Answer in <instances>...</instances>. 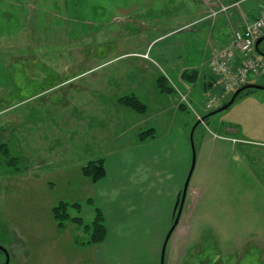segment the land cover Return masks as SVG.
I'll return each instance as SVG.
<instances>
[{
	"label": "rangeland",
	"instance_id": "1",
	"mask_svg": "<svg viewBox=\"0 0 264 264\" xmlns=\"http://www.w3.org/2000/svg\"><path fill=\"white\" fill-rule=\"evenodd\" d=\"M210 7L211 0H0V143L7 148L0 149V243L17 256L11 264H161L175 220L166 203L128 208L113 199L109 223L104 219L109 235L93 245L80 226L67 221L59 228L52 216L65 201L79 204L69 208L71 216L93 221L100 208L94 191L72 190L79 183L65 182L61 166L83 157L71 137L91 120L92 104L97 111L104 104L112 122L103 121L113 136L102 141L131 139L116 118V100L126 94L147 106L144 129L157 127L161 135L170 122L188 127L194 152L181 221L162 264H264V89H243L201 122L195 115L233 94L205 108L209 95L223 93L208 59L230 42L234 10L204 17ZM258 50L264 54V39ZM183 65H193L184 70L196 71L197 79L205 73L213 87L180 82ZM156 75L192 90L190 105L174 109L177 94L169 92L159 115L154 86L147 85ZM249 80L264 84L261 75Z\"/></svg>",
	"mask_w": 264,
	"mask_h": 264
},
{
	"label": "crops",
	"instance_id": "2",
	"mask_svg": "<svg viewBox=\"0 0 264 264\" xmlns=\"http://www.w3.org/2000/svg\"><path fill=\"white\" fill-rule=\"evenodd\" d=\"M220 3L228 6V9L234 8L230 16L232 20L230 21L231 31L233 28L241 27L245 22L255 18L264 8V0H212L213 6H219ZM228 44L229 43L221 46L217 51L213 52L210 59H208L209 63H211L212 58ZM169 64L174 66L173 62ZM183 66L184 68H179V71L180 69L183 71L185 68L193 65ZM204 76L206 77L205 73L200 72L198 79L194 83L200 84V87L203 89L213 87L214 82H207ZM157 78L158 76L156 75L151 80H148L147 85L149 86L152 84L154 86V98L156 101H159L158 114L161 115L165 113V111H163L164 107L161 99L167 100L169 93L161 92L158 89L156 82ZM212 78L214 80V77ZM179 81L187 83V81L183 79H179ZM194 83L191 82L189 84ZM182 84L184 85V83ZM189 91L191 93L192 90H188L187 92ZM119 98L116 100V103L119 104L121 109L116 118L120 121L121 132L124 133V131L128 130L129 133H131V139L117 135L115 137L118 139L116 142L117 145H112L111 143L107 144L104 139L102 141V136H107L109 138L113 136L104 132L105 126L103 121H105L106 125H111L112 122L106 117V112H101V109L105 107L104 104L98 105L100 107L98 111L96 110V105L92 104L91 108L88 109V118L91 120L87 122L85 126L79 128L80 130L77 129L78 134H76L75 131V135L77 136L76 139L71 137V139H73L75 151H79V146H82L84 151L83 157H78L80 160H68L69 163L61 166L62 170L60 173H62L63 176L66 174L68 175L64 178L65 182L73 181L74 183H79V187L75 186L72 188L75 192L82 191L85 193L86 191L87 193V189L89 188L94 191V197H96L101 208L99 209L102 211L104 219L107 222V208L112 204L113 199L116 198H119V204H124L128 206V208L135 207L141 203L149 204L150 207L155 208L166 203L164 207L166 209L165 213L167 217L170 216L172 219L175 214L174 208L177 198L181 193V185L189 171L188 169H190L189 166L192 161L189 129L186 126L183 127L181 124H177L178 127H174L175 123L170 122L161 135L157 134V127H154V129L152 128L151 130L152 133L148 132L146 136L140 137V132L151 129H144L143 126L144 116L148 112L147 106L144 112H137L134 109L120 104ZM92 100L96 103L94 98H92ZM175 100L176 105L174 109L177 108L179 110L183 105H180L178 95L175 97ZM160 119L164 121L162 118ZM181 121L182 120L178 123ZM90 124H92V126H90ZM173 130L176 131V133L173 134ZM190 135L192 136V131ZM81 136L83 140L80 142ZM96 139L98 141L97 143H95ZM100 139L101 141H99ZM77 140L80 143L77 144ZM97 158L103 159L105 167L104 175L97 181H92L90 177L86 176L84 173V175H74L73 170L65 171V169H70L73 166L82 169L88 161ZM70 177L71 180H69ZM59 178H61L60 175ZM134 198L141 199V201L135 203L132 201ZM166 198L170 200L169 204H167ZM86 199H93V197L86 194ZM180 221L181 217L178 223H180ZM108 223L106 226L107 235L105 239L109 235Z\"/></svg>",
	"mask_w": 264,
	"mask_h": 264
},
{
	"label": "built area",
	"instance_id": "3",
	"mask_svg": "<svg viewBox=\"0 0 264 264\" xmlns=\"http://www.w3.org/2000/svg\"><path fill=\"white\" fill-rule=\"evenodd\" d=\"M228 6L219 5L217 10L210 9L209 16L226 11ZM264 33V8L258 15L243 26L234 28L228 46L219 51L211 60V71L219 77L224 93L227 94L249 80V76H264V58L256 52V40ZM213 95L205 104L212 108L220 99ZM181 101L188 103L186 94L180 93Z\"/></svg>",
	"mask_w": 264,
	"mask_h": 264
},
{
	"label": "trees",
	"instance_id": "4",
	"mask_svg": "<svg viewBox=\"0 0 264 264\" xmlns=\"http://www.w3.org/2000/svg\"><path fill=\"white\" fill-rule=\"evenodd\" d=\"M197 72L194 70H183L181 73V78L187 82L194 83L197 79ZM157 86L161 92L169 93L175 91V86L171 83L167 77L160 75L157 78ZM119 103L134 109L137 112H144L146 110V105L134 94H126L119 98ZM181 105V104H180ZM151 129L142 131L139 133L140 137H144L151 132ZM152 133V132H151ZM6 143H0V149L7 152ZM17 157H10L11 162L17 161ZM83 173L90 177L92 181H97L105 173V167L102 158H97L88 161L83 166ZM74 207L78 209V203L69 204L65 201H60L57 205L52 207V216L56 221L59 228H65L66 222H70L80 226L87 233L88 244H98L104 241L107 235V227L104 222V215L99 208H96L95 217L90 224L83 222L80 216H71L69 213V208Z\"/></svg>",
	"mask_w": 264,
	"mask_h": 264
},
{
	"label": "water",
	"instance_id": "5",
	"mask_svg": "<svg viewBox=\"0 0 264 264\" xmlns=\"http://www.w3.org/2000/svg\"><path fill=\"white\" fill-rule=\"evenodd\" d=\"M264 37H261L259 38L257 41H256V47L258 46V44L263 40ZM258 49V48H257ZM259 51V50H258ZM261 55H264L263 53L260 52ZM245 88H256V89H264V85H259V84H246L242 87H240L239 89H237L234 94L232 95L231 99L226 103L224 104L223 106H221L220 108L212 111L211 113H209V115H212L224 108H226L227 106H229L235 99V97L238 95L239 92H241L243 89ZM194 152H193V157H192V164H191V167L189 169V172H188V175L186 177V180H185V184H184V187H183V190L181 192V194L179 195V197L177 198V201H176V204H175V208H174V213L176 215L175 217V220L171 226V228L169 229V231L167 232V235L165 237V240H164V243H163V246H162V250H161V264L163 262V252H164V248H165V245L167 243V240L171 234V232L173 231L175 225L177 224L178 222V219H179V216H180V213H181V209L183 207V202H184V199H185V194H186V189H187V185H188V181H189V178H190V175L192 173V170H193V166H194Z\"/></svg>",
	"mask_w": 264,
	"mask_h": 264
},
{
	"label": "flooded vegetation",
	"instance_id": "6",
	"mask_svg": "<svg viewBox=\"0 0 264 264\" xmlns=\"http://www.w3.org/2000/svg\"><path fill=\"white\" fill-rule=\"evenodd\" d=\"M20 249H21V247H20ZM11 256H12V253L9 252V248L0 243V264H11L12 259L17 257L14 255V257L11 258Z\"/></svg>",
	"mask_w": 264,
	"mask_h": 264
}]
</instances>
